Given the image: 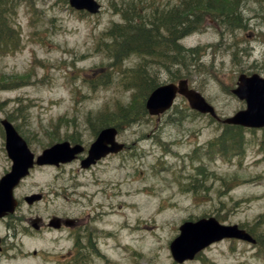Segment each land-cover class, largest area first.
<instances>
[{
	"label": "rangeland",
	"instance_id": "1",
	"mask_svg": "<svg viewBox=\"0 0 264 264\" xmlns=\"http://www.w3.org/2000/svg\"><path fill=\"white\" fill-rule=\"evenodd\" d=\"M7 1V10L16 12L14 23L20 24L22 41L18 49L0 51V122L3 119L13 121L36 153L71 136L90 143L99 124L116 118L113 102L117 97L125 107L136 111L142 101L141 91L132 96L129 89L123 90L117 75L107 89L97 91L99 87H95L82 91L79 88L84 78L109 73L105 65L110 60L104 53L103 34L113 24L124 22L113 8L116 0H99L103 10L94 17L80 15L69 6L68 0ZM261 1H257L255 8L253 3L247 9L243 6L247 16L254 17V8L264 18ZM174 2L144 0V5L138 2L133 5L142 9L159 3L163 8H170ZM49 18H55L51 32L44 28ZM203 20L202 27L205 26L204 17ZM255 20L248 21L254 25ZM201 29L184 41L189 48L198 47L203 56L202 68L192 67V83L196 81L197 90L214 105L220 117H229L245 108V104L228 90L236 85L238 75L250 67L227 57L218 29L208 25ZM249 35L251 39L253 33ZM226 39L232 40L229 35ZM3 41L1 37L0 44ZM256 58L264 61L261 47L256 48L250 62ZM153 62V68L159 69L158 63ZM139 63L135 57L126 61L125 66L133 68ZM166 73L170 72L163 68L153 75L161 82H168L170 79L164 80L168 77ZM90 111L88 116L93 125L87 122ZM104 111L107 115L101 117ZM174 111L163 117H153L155 121L151 123L157 122V126L142 125L147 119L131 128L123 123L121 126L126 129L119 134V140L130 145L124 154L105 159L91 171L80 172L79 164L68 167L65 177H71L72 171L78 172L81 182L87 183L86 188L97 193L90 203L88 198H81L86 207L77 208L91 221L95 212L100 219L89 225L99 232L100 254H96V247L88 251L92 258L87 264H178L172 257L170 244L179 235V227L188 219L204 216H215L225 224L247 226L256 233L259 243L254 247L245 242L225 240L185 264H264V153L256 150V140L260 141L264 132L245 131L246 142L241 150L227 149L223 155L213 153L207 158L201 146L217 136L219 123L207 115L176 119ZM144 135L146 141L141 140ZM4 147L5 135L0 128V178L11 166ZM261 148L264 149V144ZM58 171L36 169L22 184L21 195L45 188L52 174ZM93 174L97 175L93 177ZM91 177L98 178L99 184L95 185ZM197 180L207 182V193L197 194ZM189 189L194 191L186 192ZM100 204L104 206L102 209ZM23 208L22 214L28 209ZM34 210L35 219L37 214L46 218L50 213L44 204ZM17 228L20 231L13 242L43 253L28 260L1 258L0 264H57L58 255H66L63 249H72V243L55 240L59 232L33 234L29 221L19 222ZM7 230V222L0 224V236ZM67 261V257L61 260L62 264Z\"/></svg>",
	"mask_w": 264,
	"mask_h": 264
},
{
	"label": "water",
	"instance_id": "2",
	"mask_svg": "<svg viewBox=\"0 0 264 264\" xmlns=\"http://www.w3.org/2000/svg\"><path fill=\"white\" fill-rule=\"evenodd\" d=\"M74 7L78 9H88L96 13L99 9L94 0H71ZM185 95L193 108L201 112H211L213 109L206 103L205 99L197 92L189 90L184 82L180 86L168 85L158 88L150 96L147 108L155 115L169 109L177 93ZM235 93L246 99L248 108L238 113L229 122L241 123L249 127L264 126V79L254 75L251 78H241L240 85ZM8 139L7 150L14 165L12 171L8 173L0 182V216L13 206V190L20 180L29 173V169L34 166V155L27 149L26 143L17 135L13 127L5 122ZM11 131V133H10ZM116 130L110 129L102 133L97 143L91 151L92 156L83 165L88 167L95 158L105 156L110 150L117 152L123 145L117 144L115 148L108 149L107 144L113 143ZM81 150L80 146L70 148L68 143L59 144L49 150L38 160L39 164H58L68 162L75 153ZM239 238L254 242L252 237L238 226H225L220 224L215 218L201 219L197 222H187L181 227V235L173 242L171 248L177 261L183 262L186 259H193L195 255L223 238Z\"/></svg>",
	"mask_w": 264,
	"mask_h": 264
},
{
	"label": "trees",
	"instance_id": "3",
	"mask_svg": "<svg viewBox=\"0 0 264 264\" xmlns=\"http://www.w3.org/2000/svg\"><path fill=\"white\" fill-rule=\"evenodd\" d=\"M121 1L123 4L127 2V0H121ZM186 1L187 2H184V4L185 5L189 4V0ZM193 1L196 2V5H192L193 8L189 6V8L180 12L179 15H180L181 23L179 28L177 29L178 33L176 35L165 36V37L161 36L162 34L159 31L162 28L161 25V23H163L162 17L159 18V20L161 21L160 24H158L155 21H152L149 22L148 25L134 23V24H129L125 27L117 26L115 30L117 32L114 34L113 33L114 30H113L110 34V36L117 35V37L112 39L111 43H105L106 54L108 57L111 58V62H114V65H116V63L118 64L119 62H122L123 60L133 55L137 57L148 56L151 61L153 60V57H157L159 63L170 72L169 77H173V75L175 76L176 79L189 77V74H187L189 72V63L194 61L193 58L194 56H196L197 51L194 49H186L181 44H179V41L185 35H187L188 31L191 29L189 24L191 23V21L193 23V18H194V16H192L191 14L194 13L193 10L194 7L200 5L202 0H193ZM218 2L221 1L209 0L208 5L210 6L211 9L213 7V9H216L217 12L221 13L222 5L218 4ZM119 10L125 13V10L123 8ZM135 10L138 12L137 9ZM230 14L233 15L234 13L230 12ZM4 16L8 17V13L5 12ZM135 16L140 18L139 14H136ZM5 17H2V13L0 11V38L3 37V33L7 36L6 41L3 43V45H0V47L5 46L7 43L10 42H12V46L16 47V43L13 41V35H12L13 30L11 28L9 18H5ZM164 19L167 22L166 23L167 25L173 24L174 17L171 15V13L168 16L165 15ZM234 23L240 24L241 19L239 18L237 21L230 22L229 23L230 27H232ZM170 30L171 31L176 30V27H171ZM8 36H11V39L8 38ZM146 63L147 60H145V62L142 63L136 69L138 73L141 74L140 75L141 79H138V81L135 83L122 82L121 85L128 89H132L133 87L140 88L141 86H144V84L146 83L148 84L149 90L157 87L159 85V81L155 78L147 76L146 74ZM107 83L108 81L104 83V85ZM149 90L147 92L146 91L144 92L145 93L144 102ZM144 102L142 99L141 104L138 107H136L137 109L135 111L130 106L125 107V105L122 103L121 98H117L115 100V105L118 112L117 115L119 119L122 120V123L132 124L133 121L138 120L142 117L143 119L150 117L147 114V111L144 106ZM186 109L188 108L185 107L180 110L176 109L174 113L178 114L179 112H182L181 117H183L184 114L188 113L186 112ZM177 118L178 117H176V119ZM147 121H148L147 123L149 124L150 118L147 119ZM231 130L224 131L221 134V136L217 138V141L214 142V144L206 147H202L201 149L203 150V152L206 155L213 154L218 150H224L226 145H229V147L232 149L240 148L243 139L242 128L232 127ZM236 136H238L237 138L239 139H237ZM190 185H193L192 182L190 183ZM204 185L205 184L203 181L197 180V185H196V188L198 189V192L196 191L197 194L202 195L203 193L207 192V189L203 188ZM201 188L203 189L201 190ZM190 190L191 189H189L188 191Z\"/></svg>",
	"mask_w": 264,
	"mask_h": 264
},
{
	"label": "flooded vegetation",
	"instance_id": "4",
	"mask_svg": "<svg viewBox=\"0 0 264 264\" xmlns=\"http://www.w3.org/2000/svg\"><path fill=\"white\" fill-rule=\"evenodd\" d=\"M257 29L258 28H256V36H254L253 38V40H255V42L257 43L256 47H254L253 49L261 47V49H263L264 51V39H262L264 38V29ZM239 32L240 31H237L235 32V34H238ZM231 36L232 40H228L227 47L231 46L236 48L243 43L242 39H239L237 35L234 37L232 34ZM259 64L260 60L256 58L252 62V67L256 68ZM62 185L63 182H61V184L59 185L56 182H53L48 185L43 195L41 193L39 194L40 198L36 203L46 204V208L50 210V213L45 215L46 218H41L37 214V218L33 219L32 214L34 213V210L30 209V213H28L27 215L28 221L32 224L35 232H61L59 238L56 239L72 243L71 250L64 249V251H66L68 259H71V261L80 258H87V256L89 259L90 256L88 255V251H94L95 245L98 242L99 234L97 229L93 228L92 225L91 227L89 225L90 223L93 224V222L97 218V215L95 212L91 221L90 217L86 213H84V211H77V208L86 207L84 202L80 200L81 198H88L87 201H89V203L94 201V199L92 198L94 197V194L88 192L87 190L86 193H84V190L76 188V185H71L68 188H63ZM27 196L28 195H25L24 199L20 200L19 203L22 204ZM36 203H34L33 205H35ZM57 203H63L64 206ZM66 204L69 206H66ZM36 207L37 206L35 205L34 208ZM13 215H8L6 217L0 218V223L3 221H7L6 219H12ZM18 221H22V218L17 217L15 222ZM7 225L9 227V223ZM25 231L29 233V229L26 228ZM14 236H16L15 232H13L12 236L0 238V259L4 258L6 260H13L18 257L24 259L29 256L37 255L36 250L32 252L25 251V248L21 247L20 242H13V240H15ZM96 254L98 253L96 252ZM63 258L66 257L58 255V258L56 260L57 264H62L61 260Z\"/></svg>",
	"mask_w": 264,
	"mask_h": 264
}]
</instances>
